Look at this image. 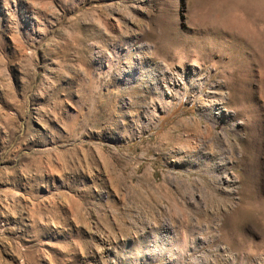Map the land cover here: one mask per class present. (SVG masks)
Here are the masks:
<instances>
[{
  "label": "rangeland",
  "instance_id": "1",
  "mask_svg": "<svg viewBox=\"0 0 264 264\" xmlns=\"http://www.w3.org/2000/svg\"><path fill=\"white\" fill-rule=\"evenodd\" d=\"M0 264H264V0H0Z\"/></svg>",
  "mask_w": 264,
  "mask_h": 264
}]
</instances>
